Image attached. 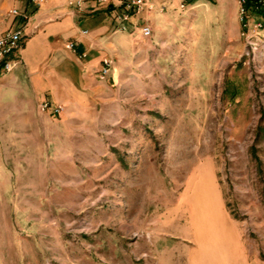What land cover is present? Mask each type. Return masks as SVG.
Segmentation results:
<instances>
[{"label": "rangeland", "instance_id": "374dc122", "mask_svg": "<svg viewBox=\"0 0 264 264\" xmlns=\"http://www.w3.org/2000/svg\"><path fill=\"white\" fill-rule=\"evenodd\" d=\"M235 2H171L126 31L103 7L81 30L131 40L96 100H0V264H264V21L252 56ZM39 8L0 0V35Z\"/></svg>", "mask_w": 264, "mask_h": 264}, {"label": "crops", "instance_id": "0c3cea01", "mask_svg": "<svg viewBox=\"0 0 264 264\" xmlns=\"http://www.w3.org/2000/svg\"><path fill=\"white\" fill-rule=\"evenodd\" d=\"M65 1L47 0L32 15L25 9L18 10L29 17L27 22L12 16L13 20H18V24L9 29L24 26L25 38L18 52L23 64L0 76V100H16L11 104L20 107L24 104H37L49 95L57 105L71 106L80 100H96L107 87L106 83L97 81L101 60L116 50L118 43L131 39L119 35L102 40L99 36L106 32V28L98 24L93 36L89 37V31L81 30L79 24L84 23L80 17L94 14L88 10L91 1L87 2V10L83 14L70 12L65 7ZM151 2L157 8H166L171 2L176 4L174 7L180 4V0ZM235 3V10H238ZM131 24H135V18H131L127 27L130 28ZM83 31H87V34L83 35ZM60 38L64 42L59 45ZM69 41L75 43L74 51L65 48ZM108 81L114 80L110 78ZM76 115L66 113L64 119Z\"/></svg>", "mask_w": 264, "mask_h": 264}, {"label": "built area", "instance_id": "2783aa9c", "mask_svg": "<svg viewBox=\"0 0 264 264\" xmlns=\"http://www.w3.org/2000/svg\"><path fill=\"white\" fill-rule=\"evenodd\" d=\"M89 0H66L65 7L75 14H83L86 12V4ZM90 6L88 7L89 13L93 14L103 7L112 5L114 7L112 15L120 31H126L127 25L130 24V20L133 15L138 14L141 11L148 12H163L164 7L157 8L151 0H90ZM188 1L192 0H180L179 7L184 9L188 5ZM31 4L37 7H41L46 0H30ZM238 4V21L246 32V39L249 42V53L252 56L255 54L254 51L257 49L256 40H258L259 32L263 29L262 21H264V0H258V8L262 10V18L255 20L252 24L247 16L245 5L247 0H236ZM14 18H19L20 21L27 22L29 17L17 9H12L10 12ZM23 27L9 29L0 36V76L10 73L16 66L21 63L18 52L21 49L23 42ZM252 32L254 35H248ZM140 37L142 40L149 39L152 36V29L146 25L139 30ZM83 35L87 34V31L82 32ZM75 43L68 42L65 45L67 50L74 51ZM19 58L16 59L15 57ZM113 70V62L110 58H103L100 63V69L98 71V80L106 81L111 77ZM39 110L43 113L48 112L50 115L59 116L63 112V106L52 105L49 102L40 103L38 106Z\"/></svg>", "mask_w": 264, "mask_h": 264}, {"label": "trees", "instance_id": "16d2710c", "mask_svg": "<svg viewBox=\"0 0 264 264\" xmlns=\"http://www.w3.org/2000/svg\"><path fill=\"white\" fill-rule=\"evenodd\" d=\"M196 1H198V0L188 1V4L191 5ZM207 1H210V0H207ZM245 9L247 12L248 19H254V21H255V20L262 18V10H260L258 8V0H247V3L245 5ZM227 91L229 92V90H227ZM234 97H235V94L233 93L231 95V98H234Z\"/></svg>", "mask_w": 264, "mask_h": 264}]
</instances>
